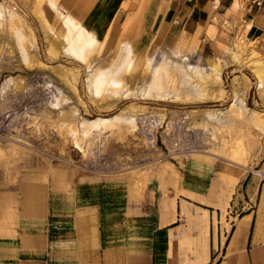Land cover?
Here are the masks:
<instances>
[{"label":"rangeland","instance_id":"obj_1","mask_svg":"<svg viewBox=\"0 0 264 264\" xmlns=\"http://www.w3.org/2000/svg\"><path fill=\"white\" fill-rule=\"evenodd\" d=\"M56 1L0 0V197L10 196L6 215L22 213L25 199L36 204V183L43 193L50 183L127 174L138 199L225 203L220 221L229 228L226 211L253 205L264 179V93L254 70L259 63L250 61L264 62V39L248 38L251 23L230 34L210 18L200 35L184 32L173 47L143 55L129 43L125 23L97 36ZM235 7L234 20L241 23L240 2ZM161 53L172 79L158 72L156 91L167 96L144 97L146 86L155 92L147 62ZM188 61L203 75L217 64L220 80L187 71ZM203 87L206 98L200 97ZM116 88L131 93L113 94Z\"/></svg>","mask_w":264,"mask_h":264},{"label":"crops","instance_id":"obj_2","mask_svg":"<svg viewBox=\"0 0 264 264\" xmlns=\"http://www.w3.org/2000/svg\"><path fill=\"white\" fill-rule=\"evenodd\" d=\"M237 2L242 20L252 24L248 38L260 41L264 7L249 8V0H57L56 4L97 36L104 37L110 29L119 31L125 23L129 43L144 55L173 47L184 32L200 35L212 16L234 19ZM250 61L253 67L258 62L264 75L262 59L255 56ZM132 177L118 175L109 181L78 177L64 186L50 183L43 193L36 183V204L25 199L17 217L6 215L4 207L11 199L2 193L0 264L264 262L263 178L253 205L243 206L237 214L226 211L224 217H232L228 228L220 221L225 203L212 205L181 196L138 199Z\"/></svg>","mask_w":264,"mask_h":264},{"label":"bare ground","instance_id":"obj_3","mask_svg":"<svg viewBox=\"0 0 264 264\" xmlns=\"http://www.w3.org/2000/svg\"><path fill=\"white\" fill-rule=\"evenodd\" d=\"M49 6L51 8L54 9V1H50L49 2ZM58 14L61 16V18H63V14L59 13ZM64 20V19H63ZM67 24V23H66ZM131 52V51H130ZM162 55L161 56H156L154 59H149L148 62H147V66L150 70V73H151V77H152V86L155 88V92H153L154 90H149V88L146 86V90L142 92V95H144V97H157V98H164L165 96H167V94H163L164 91H162L163 93L160 94L158 93L156 90H160L159 87L157 86V81H156V74L158 72H162V74H165L168 78H171V74H172V71L173 69L170 70L169 68V65L167 66L164 62V55L163 53H161ZM24 55V54H23ZM25 57V56H24ZM23 57V58H24ZM28 57V56H27ZM25 59V58H24ZM183 60H187V58H183ZM187 66V71H194L195 74L199 77H201L202 79L204 78H212L213 80L215 81H218L220 80V76H221V68L220 66H218L217 64L213 65L212 67V71L210 73H206L205 75H203L202 73H200L198 71V68L196 67L197 65H192L189 61L187 62L186 64ZM178 67V66H177ZM179 70V69H178ZM254 70L256 72V75L258 77V85L259 87L263 88L264 85L263 84V80H264V75H263V72L261 69L257 68V67H254ZM180 71V70H179ZM99 71H97L98 73ZM186 73V72H185ZM172 79V78H171ZM201 79V80H202ZM170 80V79H169ZM116 84V83H115ZM145 88V87H144ZM143 88V89H144ZM152 88V87H151ZM56 89L59 90V88L56 87ZM61 91V90H59ZM111 92L113 94H120L121 96L123 95V93H131V90H124V91H121L120 89L116 88V89H112ZM60 93V92H59ZM263 93H264V89H263ZM170 94V93H169ZM168 94V95H169ZM126 95V94H125ZM199 95V94H198ZM208 95H210L208 92H207V89L205 87H203L202 91L200 92V97L202 98H206ZM170 96V95H169ZM65 100H68V97L65 96ZM237 101V100H236ZM235 101V104H237V102ZM240 104V103H239ZM242 107V106H241ZM262 114L264 115V112H262ZM212 115V113H210V116ZM215 115V114H214ZM213 117V116H211ZM109 121V120H108ZM75 130H72V135H75Z\"/></svg>","mask_w":264,"mask_h":264},{"label":"built area","instance_id":"obj_4","mask_svg":"<svg viewBox=\"0 0 264 264\" xmlns=\"http://www.w3.org/2000/svg\"><path fill=\"white\" fill-rule=\"evenodd\" d=\"M254 6L257 8H263L264 7V0H249V6L248 7L252 8ZM212 19L213 20L218 19V22H219L221 28L230 34H234L235 32H238L240 25H244V28H245L246 24L248 23L245 20H242L240 23L234 19H230V18L219 19L216 16H212ZM263 39H264V31H263ZM259 264H264V262L259 263Z\"/></svg>","mask_w":264,"mask_h":264}]
</instances>
